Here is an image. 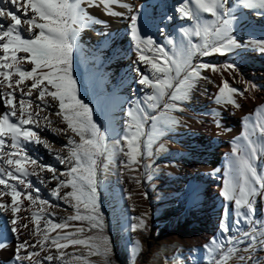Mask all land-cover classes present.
Instances as JSON below:
<instances>
[{
    "label": "snow or ice",
    "instance_id": "snow-or-ice-1",
    "mask_svg": "<svg viewBox=\"0 0 264 264\" xmlns=\"http://www.w3.org/2000/svg\"><path fill=\"white\" fill-rule=\"evenodd\" d=\"M84 5H102L105 14L126 18L137 52H142L140 45L146 44L150 46L149 50L158 53L151 61L144 55L138 56L139 63L150 64V70L146 74L137 67L135 70L140 76L137 83L143 90L151 91L145 92L143 100L129 106L124 129L114 136H110L106 129L102 130L93 119L92 109L79 97L73 72V53L81 30L93 22L105 23L94 21ZM113 5L127 8L131 14L125 16L116 12ZM237 10L254 11L264 17V0H235V3H230V0H179L173 11L180 19L194 23L180 27L178 39L168 35L166 44L160 45L151 36L141 35L140 11L121 3V0H0V103L6 109L0 115V213L10 216L9 231L17 241L15 264H43V261L51 264L54 260L67 264L69 254L65 250L69 246L89 249L87 254L71 253L74 259L83 260L84 264H92L88 259L92 255H100L107 261L112 250L108 238L102 235L104 221L98 200L102 182L100 172L106 170L117 157H123L120 161L121 176L124 169L129 172L137 171L140 166L147 169L149 165L143 164V159L152 155V144L179 123L176 117L167 113L182 111L178 104L190 98L200 79H208L202 73L205 70L221 74L229 71L233 80L239 74L234 63L222 67L204 61L193 63L195 56H225L238 50L264 54V37H249L241 41L233 35L238 20ZM202 14H209L213 19H203ZM163 19L170 23L173 17L165 16ZM160 31L166 32V26ZM193 37L202 38L203 42L194 43ZM239 82L244 85L243 89L232 87L228 80H222L216 102L239 108L236 97H245L246 93L258 87L243 76H240ZM165 96H169L172 102L164 103V111H157L159 101ZM52 108L56 111H49ZM153 112L157 114L153 115ZM52 116L57 119L54 121L50 118ZM149 121L150 130L145 131ZM216 123L219 127V121ZM54 124H66V127H54ZM46 128L54 134L67 135L71 132L79 137L78 142L73 136L68 137L64 146L67 156L59 153L55 156L61 165L66 166V171H58L55 166L46 165L27 154L24 147L27 143L42 145L52 152L49 142L40 135ZM240 139L243 143L233 147L220 191L226 201L220 223L224 238L218 241L213 237L204 245L213 264H229L239 252L247 254L238 256L240 264H264V258L256 255L264 252V218H257L256 215L258 200H264V164L259 163L264 159V123L246 129ZM28 161L32 165L31 171L25 167ZM44 173L51 176L46 178ZM144 175L148 180L152 179L147 172ZM32 176L41 185L55 181L50 195L74 207L77 214L68 216L62 223H55L51 218L56 217V213L42 210L32 212L28 217L30 222L35 221V227L25 223L20 211L21 195L29 201V207L49 205L48 200L40 197V189L28 179ZM131 178L137 184L141 183L139 177ZM63 189L70 190L61 195ZM229 204L233 206L231 224ZM81 205L83 215L80 214ZM45 215L50 218L44 223L42 232L41 218ZM133 220L131 231L146 227L143 217H133ZM71 221H86L88 231L96 230L97 234L77 238L84 234L85 229L69 224ZM48 225H51L50 229ZM241 225H245L246 229H242ZM69 227L75 228V232L49 235V231ZM232 228L237 231L233 233ZM24 233L39 239L35 242L22 239ZM5 241L6 238L0 239V248L7 246ZM136 243L139 244L138 241ZM52 247L55 248V255L49 251L41 257V251Z\"/></svg>",
    "mask_w": 264,
    "mask_h": 264
},
{
    "label": "rangeland",
    "instance_id": "rangeland-1",
    "mask_svg": "<svg viewBox=\"0 0 264 264\" xmlns=\"http://www.w3.org/2000/svg\"><path fill=\"white\" fill-rule=\"evenodd\" d=\"M121 3H126V0H121ZM230 3L233 2L230 1ZM84 6H86L87 12L91 16H97V13L100 12L105 13V9L102 5L100 7ZM202 15L204 19H212L209 14ZM165 26L166 32L162 33L160 31L156 33V38L160 40L161 43L167 42L166 36H174L173 26L158 24V28L160 29ZM242 26L243 25L238 19L234 25L233 35H235ZM141 29L142 32H144L143 34L148 37V31L143 27H141ZM249 37L261 38L256 33L250 34ZM174 38L176 37L174 36ZM193 42L202 43L203 41L201 38L193 37ZM149 48L150 46L146 45L142 55L151 61L155 56H158V53L154 50H149ZM78 51H80V57H84V54L87 55V49L85 46L80 45ZM236 53L225 56L211 55L208 57L197 55L194 57L193 63L204 61L219 66L222 65L221 62H219L221 59L235 58L237 56ZM91 61L92 63H90L89 66L94 70L87 74L86 84L92 88V94L96 95L95 107L97 108H91L92 117L93 119L98 117L101 120L100 125L102 130L106 129L110 136H114L116 133H122V130L124 129V121L125 118H127L126 113L129 108L127 99L119 101V99L115 98L117 95H110L105 93L103 89L99 88L98 85L103 80L102 74L104 73L98 71L97 67L100 66L99 64L102 61L101 58L98 57L92 58ZM73 63H76V60H73ZM211 72V70H205L202 75L208 77ZM76 80L78 90L82 91V95L79 97L85 103L90 104L92 102V97L86 92L85 84H83L78 78H76ZM205 80L206 79H200L197 82L196 87L192 90L190 98L187 101L178 104V107L181 108L182 111H171L167 113L176 117L179 123L152 144V155L150 157L145 156L143 159V164L149 165L147 169L143 166H140L135 172H129L127 169H124L123 176H121L122 166L120 161L123 157H117L106 170L100 172L102 182L98 189V200L99 211L102 213L104 221L102 235L108 238L112 251L107 261L100 255L89 256L88 259L92 264H213L212 257L207 253L204 245L208 244L213 237H216L218 241L224 238L220 232V223L226 201L221 195L218 196L217 201H220L222 209L220 211L217 210L216 201H211L210 207L212 208L211 213L215 219V232L211 233L210 231H207V235H203L202 232L201 236H199L194 225H188L189 228L186 230H184L185 228L179 229L178 224L184 220L188 211H196L199 209L201 203V198H199V196L203 182L200 181L199 177H194L180 186L177 190H173L168 185L169 179L175 175L177 165L181 160L189 158V154L194 151L193 143H191L190 140L185 139V137L188 136L191 138V135H194L198 128L210 130V127L213 124L215 127L214 133H217L216 135H218L216 142L218 145L223 146L224 150L220 153L221 155H218L216 161H211L209 160L210 156H212L215 151L213 150V147H209L203 150L204 153L197 157L195 163L200 161L205 162V177L211 179L213 183L219 184L222 188L233 147L237 144L243 143L240 138L245 133L246 129H252L253 126L258 125V123L253 121L252 113L244 114L241 117L240 122L237 124L226 121L222 114L214 113V111L218 110L220 107L228 105L217 103L215 99L218 93V88L222 85V81H215L214 84L216 85V88H214L215 85L208 86V93L212 99L211 101H208L203 106H196L194 92L195 90H201ZM236 99L238 100V96ZM171 102L169 96H165L159 101L160 108L157 111H164V103ZM0 105L3 106L2 103H0ZM262 106H264V101L258 106V109L264 112V107ZM50 110L51 112L56 111V109L53 108ZM5 111V108L3 110L0 108V115ZM152 114L156 115L157 113L153 112ZM50 118L54 121L57 119L55 116ZM262 119V122L264 123V118ZM217 121H219V127L217 126ZM13 122H15L14 118ZM150 125L151 121L145 125L144 130L149 131ZM62 126L65 128L66 124H62ZM257 133L258 128L256 129V135ZM69 134H71L75 140L79 141L78 136H75L71 132H69ZM40 135L45 139L46 135L44 132H41ZM47 136L49 137V141H54L55 143L59 142L57 139H54L52 135ZM24 147L29 156L38 158L39 162L50 165L49 160L43 155H40L39 152H36L30 143L25 144ZM65 153H67V151H65ZM259 163L264 164V159L260 160ZM25 167L31 171L32 165L30 161L25 163ZM145 172L152 176L151 180L146 178L144 175ZM43 175L46 178L50 177V173H44ZM132 176L139 177L141 183L137 184L135 180L131 178ZM28 179H31L35 187L40 189V197L48 200L49 205L43 206V208L37 205H31L29 207V201L24 195H21L20 200L22 203L20 211L21 215L25 218V223L30 222L27 217H29L32 212H40L42 210L45 213L55 212L56 217L51 218L55 223H62L68 216L77 214L74 207L65 203L63 200L56 199L50 195L51 189L55 187V181L47 185H41L37 182L36 177L34 176L29 177ZM20 188L23 189V185H21ZM69 190L70 189L61 190V195H63L64 191ZM5 199L10 198L5 197ZM73 203L75 202L73 201ZM228 207L230 212L229 223L231 224L233 206L229 204ZM28 212H30L29 216L26 215ZM262 213H264V200H258L257 218H264ZM80 214H84L82 205ZM133 217H143L146 221V227L144 229H138L135 232L131 231L130 225L135 222ZM49 218V216L45 215L41 219L45 223ZM191 222H194L192 218ZM30 223L35 226V221H31ZM8 224L5 232L8 231L7 234L10 238H15L9 231L11 226L9 219ZM69 224L76 225V227H83L85 229L84 234L79 235L77 238L83 239L87 235L97 234L96 230H92L91 232L88 231L89 226L86 221H71ZM240 227L246 229L245 225H241ZM48 228L50 229L51 225H48ZM43 231L44 228H42V232ZM183 231L186 233L181 234ZM236 231V228H232L233 233ZM64 232H75V228L69 227L65 229H56L55 231H49V235L55 236L57 233L63 234ZM28 237L29 235L24 233L21 238L28 239ZM3 238L6 237L0 236V239ZM37 239H39V237H37L36 240ZM137 241L139 242L138 245L136 243ZM5 242L7 244V238ZM62 243L64 242L62 241ZM241 247L244 246L242 245ZM2 251L3 248H0V263L15 264L13 257H5ZM44 251L45 254L49 251L54 255L56 254L54 247L51 249L45 248ZM65 251L69 254L66 257L68 264H84L83 260L74 259L71 256V253L77 251L87 254L89 249L84 246H75V248L69 246ZM239 255L247 254L243 252L237 253V255L229 261V264H240L238 260ZM256 255L264 258V252H258ZM56 261L59 260H54L53 262L55 263Z\"/></svg>",
    "mask_w": 264,
    "mask_h": 264
},
{
    "label": "bare ground",
    "instance_id": "bare-ground-1",
    "mask_svg": "<svg viewBox=\"0 0 264 264\" xmlns=\"http://www.w3.org/2000/svg\"><path fill=\"white\" fill-rule=\"evenodd\" d=\"M230 1L235 3V0ZM178 2L179 0H126L125 4L131 5L133 9H138L140 11V29L141 27L146 29L148 31V36H151L157 44L163 45L166 44V42L161 43L160 40L156 38V33L160 32L158 24L173 26V34L178 39V29L194 23L192 21L180 19L173 11V7ZM112 7L114 11L124 13L125 16L131 14L127 8H120V6L117 5H113ZM165 16H172L173 20L169 23L163 19ZM237 16L240 23L243 25L242 28L235 33V36L238 39L243 41L249 38L250 34L253 33H256L260 37H264V17L259 16L254 11L250 10H237ZM91 17L94 21L100 20L105 21V23L93 22L90 23L88 27L82 29L78 37L77 46L73 53V60H76V63H73L74 76L85 84L86 92L92 97V102L88 104L89 107L94 109L97 108L95 107L96 95L92 94V88L86 84L87 74L94 70L89 66L90 63H92V58L94 57L101 58L102 62L99 64L100 66H98L97 69L98 71L104 73L102 74L103 80L98 85L99 88L103 89L105 93L110 95H117L115 98L119 99V101L127 99L128 106L134 104L138 100H143L145 92H150V89L143 90L142 86L137 83L140 76L135 69L139 67L141 72L146 74L149 73L150 64L145 65L144 63L138 62V56L142 55L146 44L140 45L143 51L138 53L135 48L136 41L130 38L129 21L126 18L107 15L102 12L97 13V16L94 15ZM202 18L204 19L203 15ZM143 33L144 32H142L141 29V35L146 37ZM80 45L85 46L87 49V55L84 54V57H80V51H78ZM236 54L237 56L235 58H224L219 61L222 64L219 65L221 67L228 63H234L237 66L239 74L236 75L235 80H233L232 74L229 71H223L222 74L220 72H211L208 75V79L204 81L201 90H195L194 92L195 105L203 106L205 103L212 100L208 93V86H214L215 81L221 82L226 79L232 87L243 89L244 85L239 82L240 76H243L245 80L252 81L257 84V89L251 93H246L245 97H238L237 102L240 104L239 108L228 104L220 107L218 110H215L214 113L222 114L224 115L226 121L236 124L240 122V119L244 114L246 115L247 113H252L253 121L261 124L263 123L262 118H264V112L260 111L258 106L262 101H264V54H261L259 51L250 50H238ZM169 55H172L170 50ZM214 88H216V85ZM78 93L79 96L82 95V91L78 90ZM0 108L2 110L4 109L2 105H0ZM94 120L99 125L101 124V120L98 117ZM41 123H43V121ZM53 126L64 128L62 124H54ZM214 130L215 127L212 124L210 130L198 128L195 134L191 135V138L188 136L185 137V139H188L191 143H193L194 151L189 154V158L181 160V162L177 165L175 175L169 179L168 183L171 189L177 190L180 186L187 183L188 180L194 177H199L200 181L203 182L199 196V198H201L199 209L196 211H188L184 220L178 224V228H185L184 230L189 228L188 225H194L199 236H201L202 232L203 235H207V231L213 233L216 230L215 219L211 213V201H216L218 211L222 210L220 201H217V198L220 195L221 186L213 183L211 179L205 177V162L200 161L195 163L197 157L204 153L203 150L209 147H213V150L215 151L214 154L210 156L209 160L211 161H216L218 155H221L220 153L223 152V146L218 145L216 142L218 135H216L217 133H214ZM42 132L45 133V139L49 142L52 152H49L42 145H36L34 143H30V145L36 152H39L40 155L47 158L50 165L55 166L58 171H66V166L61 165L59 161L55 159V156L57 153L61 156H67V153H65L67 149H64V146L68 142V137L72 135L69 133L67 135L54 134L47 128ZM47 135H52L54 139H57L59 142L55 143L54 141H49V137ZM76 141L78 142V140ZM61 149L64 150L60 151ZM49 176H51V174ZM29 213L30 212L26 215L29 216ZM8 217H10L8 214L0 213V236L7 238V246L3 248L2 253L8 258L12 256L14 261V249L17 241L15 238L9 237L7 234L8 231L5 232L7 225H9L8 219L10 220V218ZM191 218L195 223L191 222ZM30 224L31 227H35L32 223ZM43 225L44 222L41 219V231ZM184 233L186 232H181V234ZM36 238L37 237L33 236L28 237V239L32 242H35ZM37 251H40V249H37ZM43 255H45L44 250L41 251V257ZM43 264H49V262L43 261ZM51 264H61V262L56 261L55 263L51 262Z\"/></svg>",
    "mask_w": 264,
    "mask_h": 264
}]
</instances>
